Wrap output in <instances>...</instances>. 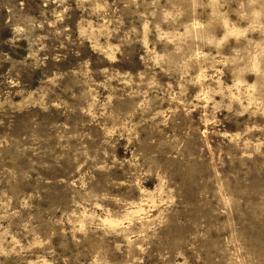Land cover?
Segmentation results:
<instances>
[{
    "label": "rangeland",
    "instance_id": "rangeland-1",
    "mask_svg": "<svg viewBox=\"0 0 264 264\" xmlns=\"http://www.w3.org/2000/svg\"><path fill=\"white\" fill-rule=\"evenodd\" d=\"M0 264H264V0H0Z\"/></svg>",
    "mask_w": 264,
    "mask_h": 264
}]
</instances>
